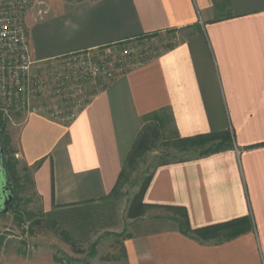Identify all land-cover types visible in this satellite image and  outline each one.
<instances>
[{"label":"crops","instance_id":"obj_1","mask_svg":"<svg viewBox=\"0 0 264 264\" xmlns=\"http://www.w3.org/2000/svg\"><path fill=\"white\" fill-rule=\"evenodd\" d=\"M42 1L44 17L25 19L35 63L170 32L179 42L116 74L67 126L39 115L8 125L40 212H77L110 196L144 127L166 139L229 133L220 152L156 167L143 203L182 212L193 231L238 220L244 231L215 243L180 227L142 229L122 239L120 264H264V0ZM0 257L63 264L41 250Z\"/></svg>","mask_w":264,"mask_h":264},{"label":"rangeland","instance_id":"obj_2","mask_svg":"<svg viewBox=\"0 0 264 264\" xmlns=\"http://www.w3.org/2000/svg\"><path fill=\"white\" fill-rule=\"evenodd\" d=\"M177 42L178 34L170 32L82 55L94 61L107 59L116 76L155 58ZM124 50L131 52L126 56L122 53ZM121 55L125 56L122 60ZM172 140L161 137L155 141L151 150L136 160L131 171L127 170V177L117 191L103 201L55 217H45L40 212L29 175L22 174L21 167L17 166L20 179L13 191L14 202L10 211L0 217L3 239L0 256L41 250L63 264H89L94 259L96 264H120L121 242L125 236L142 229L180 227L183 219L178 212L141 208L137 197L158 164L191 155L168 150L165 143Z\"/></svg>","mask_w":264,"mask_h":264},{"label":"built area","instance_id":"obj_3","mask_svg":"<svg viewBox=\"0 0 264 264\" xmlns=\"http://www.w3.org/2000/svg\"><path fill=\"white\" fill-rule=\"evenodd\" d=\"M46 13L42 0H0V118L9 126L16 125L17 115L24 119L39 115L67 126L115 77L107 59L94 61L85 53L33 62L25 19L32 14L41 20ZM129 52L122 53L127 56Z\"/></svg>","mask_w":264,"mask_h":264},{"label":"trees","instance_id":"obj_4","mask_svg":"<svg viewBox=\"0 0 264 264\" xmlns=\"http://www.w3.org/2000/svg\"><path fill=\"white\" fill-rule=\"evenodd\" d=\"M172 47V46H171ZM169 47V48H171ZM168 48V49H169ZM8 124L0 118V145L3 151V165L7 174V180L9 186L15 192L17 188V166L18 161L15 159V151L13 150L10 144V138L7 132ZM161 140L159 130L156 125H149L144 127L140 134L138 135L136 141L134 142L124 164V167L118 178L116 187L114 188L113 193H115L121 183V181L127 177V170L131 169L136 165V160L140 158L143 154L147 153L153 147L155 141ZM165 143V142H164ZM230 143V134L221 133V134H210L204 136H197L193 138H175L172 141L166 142L168 150H173L178 154H191L187 158H176L174 162H184L190 158L203 157L206 155L214 154L222 151ZM173 162H162L157 165V167L170 164ZM150 177L145 181V184L141 188L140 193H138L139 205L141 208H149L143 203V194L149 184ZM13 184V187H12ZM178 212V211H176ZM183 219L181 223L180 231L184 235H191L196 237L202 242L214 241L215 243L227 242L245 229V224L243 220L233 221L227 224L209 227L201 230H191L188 226L186 219L182 212H178ZM3 239L0 237V246L2 245Z\"/></svg>","mask_w":264,"mask_h":264},{"label":"water","instance_id":"obj_5","mask_svg":"<svg viewBox=\"0 0 264 264\" xmlns=\"http://www.w3.org/2000/svg\"><path fill=\"white\" fill-rule=\"evenodd\" d=\"M14 194L7 187V174L3 165V151L0 145V216L8 212V206L13 201Z\"/></svg>","mask_w":264,"mask_h":264},{"label":"flooded vegetation","instance_id":"obj_6","mask_svg":"<svg viewBox=\"0 0 264 264\" xmlns=\"http://www.w3.org/2000/svg\"><path fill=\"white\" fill-rule=\"evenodd\" d=\"M7 187H8V189H9L10 191L13 192L12 188L9 186L8 180H7ZM13 194H14V192H13ZM13 202H14V199H13V201H12V202L9 204V206H8V212L10 211V208H11ZM8 212H7V213H8ZM1 216H3V215H1ZM1 216H0V217H1Z\"/></svg>","mask_w":264,"mask_h":264}]
</instances>
